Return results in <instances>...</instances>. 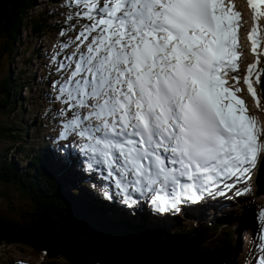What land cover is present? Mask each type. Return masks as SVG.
<instances>
[{
  "label": "snow or ice",
  "instance_id": "1",
  "mask_svg": "<svg viewBox=\"0 0 264 264\" xmlns=\"http://www.w3.org/2000/svg\"><path fill=\"white\" fill-rule=\"evenodd\" d=\"M248 3V39L258 55L264 0ZM65 7L78 9L68 21L90 23L51 57L48 100L63 105L51 110L56 140L86 156L85 170L103 165L106 187L114 184L122 202L150 200L159 211H179L184 201L225 195L251 179L264 142L236 95L241 89L227 79L239 71L240 14L230 0H68ZM258 63L244 76L257 103L254 84L264 92V70L252 79ZM250 244L251 264H264V235Z\"/></svg>",
  "mask_w": 264,
  "mask_h": 264
},
{
  "label": "rangeland",
  "instance_id": "2",
  "mask_svg": "<svg viewBox=\"0 0 264 264\" xmlns=\"http://www.w3.org/2000/svg\"><path fill=\"white\" fill-rule=\"evenodd\" d=\"M237 2V1H236ZM68 0H36L35 5L28 11L29 15L47 16L48 22L49 14L53 15L51 22L59 20L58 23L69 26L70 23H75L76 28L67 30L66 35L55 32H44L41 35H28V30L23 27L19 29V40L15 44V49L11 53H4L0 55V98L2 96V80L5 76H10V79L15 80L17 83V90L10 91L9 94L14 93L16 104L20 105L21 111L8 112L0 111V125L12 129L14 137H10L7 134L0 136V159L6 161L12 160L18 167H24L25 161L28 157L35 155L40 151L43 156V163L47 166L54 164L57 165L59 161L67 163L68 159L70 165L66 167L65 172L68 173V182L66 183L65 191H67L73 197H81L83 195L85 199L91 200L94 204L101 202H108L109 187L106 182L98 179L96 175L91 177V173L83 172V168L80 167V160L77 161L73 155H70V151L74 153L72 146L65 149L63 145L67 141H57L56 135L57 128L56 123L52 119V111L54 108L63 107L59 101L55 102V105L49 102L48 94H50V82L49 74L55 68L54 63H50L51 57L60 50V41L67 40L68 36L74 38L75 32L81 28L82 25L90 23V21L84 19H76L68 21L66 16L76 12L78 9L75 7H65ZM244 4H236V8L242 16V22L246 25L249 20L248 8L243 6ZM253 10V9H251ZM253 16V14H252ZM263 18H259L257 23L259 31L264 30ZM263 23V24H262ZM261 34V32H260ZM261 37V35H260ZM261 45L264 44V38L261 39ZM69 43H71L69 41ZM1 46V40H0ZM1 49V48H0ZM238 49V53L244 58L247 56V50L242 48ZM263 51L258 53V56H248L246 61L251 60L252 63H256L257 70L253 71L252 79L255 81V73L259 71L262 65ZM240 74V73H239ZM238 74V76H239ZM240 77V82L243 80ZM230 84H234L230 82ZM21 87L19 88V86ZM23 85H26L24 87ZM242 89V93H237L239 98L247 100V106L250 114L252 113V120L257 121L256 130L260 132L258 139L260 142H264V107L262 102V94L260 95V88L254 84L256 89L257 100L248 93L246 85L241 83L238 85ZM246 88V89H245ZM248 93V94H247ZM243 100V99H242ZM51 111V114L46 117L47 121L42 122V117L46 116V111ZM41 117L40 122L36 119ZM18 121V122H17ZM263 130V131H262ZM22 132V135L19 134ZM18 133V134H17ZM52 134V141L51 135ZM68 154H66V153ZM262 153V152H261ZM260 153V154H261ZM78 154V153H77ZM77 154L75 156L78 158ZM257 158V161L260 157ZM73 160V161H72ZM256 161V164H257ZM255 164V166H256ZM255 166L251 170V179L246 184H242V188L249 189L242 195L237 196L235 194L236 188L233 192H226L225 197L222 199L219 195L216 196L219 199H209V202H203L199 205L188 203L185 207H181L180 210H168L159 211L156 206L150 200H140L135 204H128L123 201V196L119 193L117 197L118 205L115 204V208H108L106 203L104 206V213L107 218L119 221L120 219L126 220L130 225L145 226L149 230L159 225L162 227L163 233L172 234L178 231V229H188L203 223L204 219H212L216 215H220L217 220L231 222L233 228L237 227L232 233L234 247V264H251L249 259V249L253 246L250 244V239L254 234L264 235V221L259 218L262 208L264 206V194L256 196L254 192L253 176ZM52 170V168H51ZM101 170L104 174L103 179L106 176V170L101 165ZM78 174L79 178L75 176ZM80 179V180H79ZM111 188H115L112 184ZM116 189V188H115ZM264 189V185L261 186ZM118 191V190H117ZM135 198V196L133 197ZM262 201L261 203L257 201ZM23 199L20 194L10 183H4L0 181V212L6 213V216L15 217L14 212H9L7 209L11 208V205H19ZM111 201V200H110ZM212 204V206H211ZM214 205V206H213ZM192 207V208H191ZM196 210V212L194 211ZM260 210V211H259ZM229 211L232 213L230 214ZM195 212V213H194ZM146 213L147 215H144ZM205 218H203L204 216ZM224 214H228L223 216ZM224 217V219H223ZM226 217V218H225ZM209 233H205L204 240L205 245L201 249H206L207 246H215V239H208ZM259 249H256V256L259 257ZM0 264H68L61 258L49 260L43 256L40 252L33 251L25 246L13 244L2 245L0 244Z\"/></svg>",
  "mask_w": 264,
  "mask_h": 264
},
{
  "label": "trees",
  "instance_id": "3",
  "mask_svg": "<svg viewBox=\"0 0 264 264\" xmlns=\"http://www.w3.org/2000/svg\"><path fill=\"white\" fill-rule=\"evenodd\" d=\"M35 1L0 0V55L14 51L23 27L28 35L68 30L59 20L51 22V14L50 22L40 13L29 15ZM17 83L10 76L2 80L0 111H21L14 93L9 94V90H17ZM50 114L48 110L42 122L41 117L36 120L39 124L46 122ZM11 130L0 125V136L14 137ZM66 167L67 163L59 161L51 165V170L43 163L40 151L28 157L24 167L0 159V181L14 185L23 199L7 209L15 217L0 212V244L22 245L49 260L61 258L68 264H234L237 243L233 244L232 233L237 224L233 228L231 222L217 220L218 214L192 228L168 234L159 225L149 230L123 219L111 220L104 213L105 202L94 204L84 195L73 197L65 191L69 177ZM205 232L216 239V245L201 249Z\"/></svg>",
  "mask_w": 264,
  "mask_h": 264
},
{
  "label": "bare ground",
  "instance_id": "4",
  "mask_svg": "<svg viewBox=\"0 0 264 264\" xmlns=\"http://www.w3.org/2000/svg\"><path fill=\"white\" fill-rule=\"evenodd\" d=\"M237 1V2H236ZM242 2V4H244L243 6H247V5H249V3H248V0H235V3L236 4H239V3H241ZM235 10H236V12L237 13H239V11H238V9L237 8H235ZM240 14V13H239ZM241 15V14H240ZM259 18H262V17H259ZM264 18V17H263ZM242 20V19H241ZM264 23V22H263ZM262 23V24H263ZM259 28V27H258ZM251 30V29H250ZM260 32H261V34L260 35H262L263 34V30H260ZM264 37V36H263ZM251 49H252V47H251ZM240 50H242V48H240ZM239 50V51H240ZM263 70H264V65H263ZM240 73V70L238 71V72H229V74H228V77H227V79H228V83L230 84V82H233V80L231 79V77L232 76H234V75H236V76H238V74ZM261 80H264V75H262L261 76ZM260 88V87H259ZM246 89V88H245ZM247 90V89H246ZM261 91V90H260ZM249 93V92H248ZM261 94H262V97H263V99H264V92H261ZM243 102H244V104L246 105L247 104V100L246 101H244L243 100ZM263 107H264V103H263ZM248 115H250V112H249V110H248ZM254 125H255V123H254ZM255 128H256V126H255ZM259 139V138H258ZM69 149H72V150H74V153H72L71 151H70V155H73V157H75V159L77 160V161H79L80 160V157H79V155L77 154V151H76V149H75V147H73V148H69ZM66 153V152H65ZM75 153L77 154V156H78V158L75 156ZM66 154H68V153H66ZM262 158H264V155H263V157ZM73 161V160H72ZM80 167L81 168H83V172H88V173H91V177L93 176V175H96V177L98 178V179H100V180H102V181H104V182H106L107 184H109V181H107L106 179H103L102 178V176H104V174H103V172H102V170H101V167L99 166V168H97V166L95 165V164H93V167L92 168H88L87 170H85L86 168H87V165H86V163H85V160L84 159H81V163H80ZM259 170H262L263 172H264V169H262L261 168V162H260V165H259ZM75 176L76 177H80V176H78V174H75ZM80 180V179H79ZM264 184H261L260 182H257V192L259 193V194H264V189H261V186H263ZM109 189V191H108V193H109V198H110V200H106V201H108V202H105V203H107L110 207H112V208H115V204H117L118 205V202H117V197H118V195H119V191H117V189H115V188H108ZM234 191V189H232L231 191H227V192H233ZM133 195H135V197L137 196V193H133ZM219 194H215V195H211V196H209L208 198H210V199H215V198H218V197H216V196H218ZM257 196H259V195H257ZM138 201H140V200H138ZM206 201V200H205ZM257 201L258 202H262V201H259V199H257ZM192 204V203H191ZM196 204H198V203H196ZM131 205V204H130ZM109 206H107L108 208H109ZM211 206H212V204H211ZM192 208V207H191ZM263 209H264V206L262 207ZM105 209V208H104ZM110 211H111V208H110ZM195 212H196V210H194ZM260 211V210H259ZM194 212V213H195ZM144 215H147L146 213H144Z\"/></svg>",
  "mask_w": 264,
  "mask_h": 264
},
{
  "label": "water",
  "instance_id": "5",
  "mask_svg": "<svg viewBox=\"0 0 264 264\" xmlns=\"http://www.w3.org/2000/svg\"><path fill=\"white\" fill-rule=\"evenodd\" d=\"M262 70H263V69H262ZM260 78H261V77H260ZM263 103H264V101H263ZM263 155H264V152H263V154H262L261 157H260V160H259V162H258L257 169H256V174H255V177H254V182H255L256 186H257V182H260L261 184H264V172H263L262 170H259V165H260V162H261V159H262ZM255 194H256V195L259 194V193L257 192V189H256V191H255Z\"/></svg>",
  "mask_w": 264,
  "mask_h": 264
},
{
  "label": "clouds",
  "instance_id": "6",
  "mask_svg": "<svg viewBox=\"0 0 264 264\" xmlns=\"http://www.w3.org/2000/svg\"><path fill=\"white\" fill-rule=\"evenodd\" d=\"M264 100V99H263ZM253 184H254V192L256 191V189H257V186H256V184H255V182H254V177H253ZM259 195V194H258ZM257 196V195H256ZM205 202V201H204ZM207 202H209V201H207ZM203 203V202H202ZM199 204H201V203H199ZM199 204H196V205H199ZM205 233H207V232H205ZM205 233H204V235H203V240H204V236H205ZM208 235H210V234H208ZM208 239H215L214 237H212L211 235H210V237H207ZM202 240V241H203ZM205 242V241H204ZM215 242H216V239H215Z\"/></svg>",
  "mask_w": 264,
  "mask_h": 264
}]
</instances>
